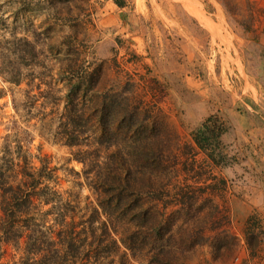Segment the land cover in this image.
I'll return each mask as SVG.
<instances>
[{
    "label": "rangeland",
    "instance_id": "374dc122",
    "mask_svg": "<svg viewBox=\"0 0 264 264\" xmlns=\"http://www.w3.org/2000/svg\"><path fill=\"white\" fill-rule=\"evenodd\" d=\"M44 1L0 0V165L6 167L5 158L21 166L23 156L33 169L56 170L57 179L45 184L60 196H49L53 200L47 205L36 203L40 240L19 226L18 237L4 244L0 264H20L29 258V248L39 250L31 258L46 259L42 251L53 247L47 241L63 247L58 233L64 222H70L69 217L84 221L90 215L85 209L98 207L95 178H87L77 157L89 148L69 145L58 127L70 89L64 73L73 65L69 59L78 58L91 69H102L95 92L124 91L128 103L141 109V117L167 137L166 150L174 156L169 178H154V185L173 194L179 185L212 182L209 172L227 181L216 203L228 212L237 252L215 254L219 233L211 230L202 245L175 252L173 264H264V233L258 235L260 226L264 231V0H126L125 8L114 0H65L70 3L64 5L51 0L53 6ZM20 40L32 44L27 48L34 57L30 66L18 59L15 46ZM76 46L80 55L73 52ZM14 77H20V85L10 81ZM214 115L229 126L223 137L229 165L213 166L197 151L202 175L186 176L182 151L196 149L192 133ZM20 171L15 168L8 182L21 183ZM156 186L145 184L140 191ZM138 198V206L157 205L147 194ZM3 199L0 190V204ZM67 203L76 209L64 217ZM169 203L167 212L180 208L174 199ZM204 208V213L210 212ZM197 209L193 204V212ZM113 214L108 234L118 240L130 237L136 223L126 208H116ZM251 216L254 221L247 232L255 254L246 237ZM100 219L107 217L100 212ZM174 223L177 239L185 227L179 220ZM153 253L122 246L104 264H152Z\"/></svg>",
    "mask_w": 264,
    "mask_h": 264
},
{
    "label": "trees",
    "instance_id": "16d2710c",
    "mask_svg": "<svg viewBox=\"0 0 264 264\" xmlns=\"http://www.w3.org/2000/svg\"><path fill=\"white\" fill-rule=\"evenodd\" d=\"M114 1L119 8H125L127 5L126 0ZM44 2L53 6L51 0ZM57 3L64 5L70 2L62 0ZM19 42L21 44L15 46L19 54L18 59L22 60L23 66H30L34 62V57L27 48L32 49V44L28 40ZM73 48V52L80 55L79 47ZM69 61L73 65L71 68L68 67L69 71H65L64 75L70 82V89L65 99V113L59 119V133L69 145H85L89 148L81 151L77 157L78 161L84 164L87 178H90V175L95 178L92 188L98 195V207L86 208L90 215L84 221L77 222L69 217L70 222H64L58 233L62 248H57L54 242L47 241L48 245L53 247L42 251V256L46 259L31 258L39 250L29 248L27 251L29 258H22L20 264H104L107 256L114 251H121L122 246L131 252L154 250L153 257H149L152 264L153 262L173 264L175 252L180 254L189 252L202 245L201 243L211 235L209 233L217 230L219 237H216V244L213 245L215 254L223 256L236 253L238 244L237 239L229 231L228 212L224 205L216 203V199H222L227 190L226 179L209 172L208 180L212 182L205 184L197 182L194 186L179 185L173 194L164 188L161 189V186L154 185V178L165 180L169 178V162L174 156H170L166 150L167 137L161 135V131L159 135L157 128L149 125V119L141 117V109L128 103L124 91L95 92L101 80L100 67L91 69L81 64L79 58L76 61L70 59ZM10 81L18 85L21 83L20 77L10 78ZM228 132L229 126L220 116L214 115L206 119L192 133L196 149L191 148L190 151L185 147L182 151V156L186 158L185 163H182L184 174L187 176L189 173L194 179L202 175L203 167L196 159L197 151L202 152L213 166L229 165L230 158L224 152L226 146L223 142V137ZM19 157L22 160L21 166L5 158L2 160L6 161V167L0 165V190L4 196L0 204V252L4 244L18 237L16 233L20 232L19 226L32 233L34 237L37 233L40 234L37 213L33 211L37 210V201L42 200L37 203L38 205L42 203L47 205L52 198L60 196L56 190L45 184L57 179L56 170L46 166L39 170L33 169L29 166V161L23 156ZM18 167L21 168L20 174L23 179L21 183L12 185L8 178ZM145 184L157 188L153 187L151 191L146 192L140 191V187ZM141 194L149 195L151 201L157 202V205L146 208L138 206V197ZM49 196L52 198H48ZM168 198L174 199L177 202L175 206L179 204L180 208L167 212L172 204H168ZM193 204L198 206L195 212ZM123 205L131 215V222L136 223L134 224L136 229L128 234L130 237L118 240L109 235L106 228L109 227L116 208L125 210ZM205 205L209 207L207 210L210 212L204 213ZM63 207L66 208L63 210L64 217L66 212L74 213L76 209L74 206L71 207L70 203ZM100 212L107 217L106 221L100 219ZM42 215L40 213V216ZM175 220L181 221L185 227L182 228L183 231L181 229L177 232V239L175 235L173 236L174 228L177 226ZM253 221L254 216L247 220L246 237L250 252L255 254L247 232ZM263 233V227L260 226L258 235L261 236ZM38 239L40 240L39 237ZM170 241L174 244L172 245ZM6 252L7 250L3 255Z\"/></svg>",
    "mask_w": 264,
    "mask_h": 264
}]
</instances>
